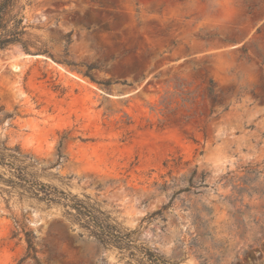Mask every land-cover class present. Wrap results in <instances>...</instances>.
<instances>
[{"label": "rangeland", "instance_id": "1", "mask_svg": "<svg viewBox=\"0 0 264 264\" xmlns=\"http://www.w3.org/2000/svg\"><path fill=\"white\" fill-rule=\"evenodd\" d=\"M24 13L48 54L0 51V144L26 176L10 186L0 165V264H35L26 233L39 264H264V0ZM32 184L93 205L122 239L102 243Z\"/></svg>", "mask_w": 264, "mask_h": 264}, {"label": "trees", "instance_id": "2", "mask_svg": "<svg viewBox=\"0 0 264 264\" xmlns=\"http://www.w3.org/2000/svg\"><path fill=\"white\" fill-rule=\"evenodd\" d=\"M30 4V0H0V51L8 49L12 45H20L22 49L26 52L30 51L31 47L35 48L37 51L48 54V51L43 46H38L36 41L31 39L30 28L32 25L28 22L25 16V9ZM65 42L69 43L71 41V32L65 35ZM245 52L246 49H243ZM264 63V58L261 61V64ZM66 64H71L66 62ZM95 65L86 66L84 71V76L88 77L91 81L95 82L100 86H108L111 84L109 80H101L95 77L92 73L93 69H96ZM207 86L208 95H212V80L209 79ZM230 89L228 90V92ZM18 160V156L14 153L9 152L8 148L1 146L0 144V165L7 168V170L16 177V181L8 178L4 180L10 186L25 187L24 183L26 181V176L20 165H16L14 161ZM255 174L259 173L254 171ZM29 189H33L35 195L40 200L46 201L49 203H61L65 204L66 207H71L75 209V214L81 215L83 217H88V219L93 223L94 229H90V223L85 221V228L89 229L90 232L94 233L95 236L104 244L110 242V239L120 238L119 235H116L114 232H117L115 227L107 223V218H101L98 216L101 212L95 208L93 205L80 201L76 199V196H70L62 191L58 192L55 188L43 185V184H32L29 186ZM42 195H39V194ZM63 200V203H62ZM74 201V203L69 204L68 202ZM65 202V203H64ZM69 215H74L71 211L67 210L66 212ZM96 213H98L96 215ZM126 235V234H125ZM124 235V236H125ZM27 237V255L34 260L35 264H39L35 253L33 252L32 242L29 237V234L26 233ZM119 239V240H120ZM148 256L151 258L153 254L150 251H147ZM24 258H22L23 260Z\"/></svg>", "mask_w": 264, "mask_h": 264}, {"label": "water", "instance_id": "3", "mask_svg": "<svg viewBox=\"0 0 264 264\" xmlns=\"http://www.w3.org/2000/svg\"><path fill=\"white\" fill-rule=\"evenodd\" d=\"M36 56H38V55H36Z\"/></svg>", "mask_w": 264, "mask_h": 264}]
</instances>
